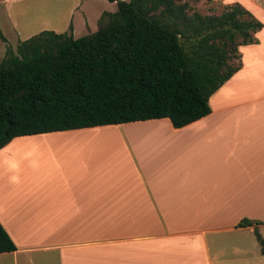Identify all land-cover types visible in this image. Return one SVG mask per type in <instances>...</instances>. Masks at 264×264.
Returning <instances> with one entry per match:
<instances>
[{
  "label": "crops",
  "instance_id": "0c3cea01",
  "mask_svg": "<svg viewBox=\"0 0 264 264\" xmlns=\"http://www.w3.org/2000/svg\"><path fill=\"white\" fill-rule=\"evenodd\" d=\"M19 1L0 0V27L11 11L18 28ZM80 6L66 18L72 37L105 12L91 27L87 12L73 21ZM254 37L209 113L184 127L162 118L2 147L0 226L15 250L0 264H264L253 233L264 245V24ZM5 47L0 30V60Z\"/></svg>",
  "mask_w": 264,
  "mask_h": 264
},
{
  "label": "trees",
  "instance_id": "16d2710c",
  "mask_svg": "<svg viewBox=\"0 0 264 264\" xmlns=\"http://www.w3.org/2000/svg\"><path fill=\"white\" fill-rule=\"evenodd\" d=\"M106 1L116 10L91 33L42 31L5 49L0 149L16 137L162 118L184 127L209 113L210 95L240 67L237 48L256 44L263 27L237 3L201 16L181 0ZM14 250L0 226V254Z\"/></svg>",
  "mask_w": 264,
  "mask_h": 264
},
{
  "label": "rangeland",
  "instance_id": "374dc122",
  "mask_svg": "<svg viewBox=\"0 0 264 264\" xmlns=\"http://www.w3.org/2000/svg\"><path fill=\"white\" fill-rule=\"evenodd\" d=\"M127 2L128 0H121ZM246 0H181L182 3H185L188 13L196 12L201 16L205 15H219L222 11V8L226 5H232L234 3L239 4L244 9L246 5ZM250 3H254L253 6L257 7L256 10L254 7L246 9L249 11L255 19L264 24V0H249ZM12 3V1H11ZM81 5L73 21L76 23L78 17L81 16L80 12H87L86 20L88 26L94 27L95 14L99 11L105 12H114L116 6L113 3H108L106 0H20L18 6L22 9V17L19 20V26L17 29L13 28L12 24V13L9 12L8 24L4 22L0 27L2 35L5 37L6 42L9 47L14 49L15 40L19 38L20 40L27 39L39 32L42 31H51L54 33H71V29L65 28L66 18L68 17V11L70 8L77 4ZM11 7V5H10ZM16 7V5H12ZM23 26V28H22ZM76 31L74 32L73 38L82 37L86 34L83 32V28L80 25H76ZM93 32V31H92ZM72 35V34H71ZM76 36V37H75ZM21 40V41H23ZM4 48V47H3ZM237 61L232 60L231 64L236 65ZM94 138L95 137H86ZM86 141V140H84ZM24 171H31L30 169H24ZM218 262V260H217Z\"/></svg>",
  "mask_w": 264,
  "mask_h": 264
},
{
  "label": "bare ground",
  "instance_id": "6f19581e",
  "mask_svg": "<svg viewBox=\"0 0 264 264\" xmlns=\"http://www.w3.org/2000/svg\"><path fill=\"white\" fill-rule=\"evenodd\" d=\"M92 139H94V138H92ZM98 141V140H97Z\"/></svg>",
  "mask_w": 264,
  "mask_h": 264
}]
</instances>
